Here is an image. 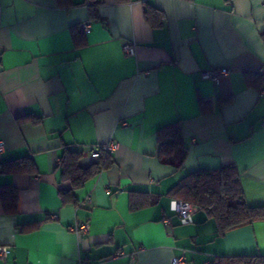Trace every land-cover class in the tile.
<instances>
[{
  "label": "crops",
  "instance_id": "0c3cea01",
  "mask_svg": "<svg viewBox=\"0 0 264 264\" xmlns=\"http://www.w3.org/2000/svg\"><path fill=\"white\" fill-rule=\"evenodd\" d=\"M76 2L0 0V162L31 156L36 165L0 173V186L18 190L16 213L0 200V245L10 249L0 264L264 254V220L220 235L197 207L182 223L169 195L191 171L234 165L245 201L264 205V0H104L96 20L86 0ZM148 3L164 12L162 25L146 20ZM85 22L76 47L72 28ZM222 67L231 71L218 83L203 77ZM247 73L259 77L249 84ZM177 120L188 148L181 168L160 160L157 141ZM110 143L114 164L76 192L77 203L63 202L64 146L83 151L88 167ZM132 191L156 202L132 209ZM83 223L87 233L73 229Z\"/></svg>",
  "mask_w": 264,
  "mask_h": 264
},
{
  "label": "trees",
  "instance_id": "16d2710c",
  "mask_svg": "<svg viewBox=\"0 0 264 264\" xmlns=\"http://www.w3.org/2000/svg\"><path fill=\"white\" fill-rule=\"evenodd\" d=\"M62 8H70L77 4L76 0H56ZM129 0H117L123 3ZM90 19L100 18L99 6L104 0H86ZM145 18L153 26L162 25L164 12L148 3L145 9ZM76 47L86 43V32L79 26L72 28ZM253 76L247 73L250 84ZM264 79H262V83ZM230 100V99H229ZM201 111L207 110V101L201 100ZM159 145V158L162 162L181 168L188 154V148L183 137V123L181 120L168 123L157 130ZM99 160L88 167L81 165L83 151H77L64 146L58 164L61 179L68 182L70 187L59 190L63 202L77 203L76 192L95 178L101 171L114 164L112 152L100 148ZM36 165L31 156H25L9 162H0V173L27 172L35 173ZM169 195L174 200L192 203L195 207L205 211L208 217L214 218L218 225V232L223 235L227 230L258 220H264V205H249L244 199V190L239 179V171L234 165L222 166L217 169H198L187 173L170 190ZM0 200L5 212L16 213L18 190L13 186H0ZM142 191H132L131 208L155 203ZM208 264H264V254L252 255H218L214 256Z\"/></svg>",
  "mask_w": 264,
  "mask_h": 264
},
{
  "label": "built area",
  "instance_id": "2783aa9c",
  "mask_svg": "<svg viewBox=\"0 0 264 264\" xmlns=\"http://www.w3.org/2000/svg\"><path fill=\"white\" fill-rule=\"evenodd\" d=\"M82 29L88 33L90 31V23L85 22L82 24ZM124 50L126 52H131L133 50L132 45H125ZM230 68L229 67H222L220 69H212L209 71H206L203 73L204 78L211 79L212 81L218 83L220 81V78L222 76H226L230 74ZM125 126H129V123L127 121L123 122ZM117 148L116 143H110L109 145H105L103 147L104 150L113 152ZM5 150V142L3 139H0V159L2 157V154ZM100 155V151H99ZM195 206L192 203L184 202L180 200H175L173 202V209L180 217V220L182 223H189L191 222L193 212L195 210ZM73 229L77 231L78 233H87L89 231V224L83 223L80 225H76ZM10 249L8 246L0 245V260L6 259V257L9 255ZM79 264H89L85 262L83 259L80 260ZM172 264H185V259L183 255H179L174 257Z\"/></svg>",
  "mask_w": 264,
  "mask_h": 264
}]
</instances>
